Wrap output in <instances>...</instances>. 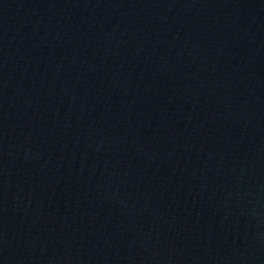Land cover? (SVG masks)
Returning a JSON list of instances; mask_svg holds the SVG:
<instances>
[{"label": "water", "instance_id": "obj_1", "mask_svg": "<svg viewBox=\"0 0 264 264\" xmlns=\"http://www.w3.org/2000/svg\"><path fill=\"white\" fill-rule=\"evenodd\" d=\"M0 264H264V0H0Z\"/></svg>", "mask_w": 264, "mask_h": 264}]
</instances>
